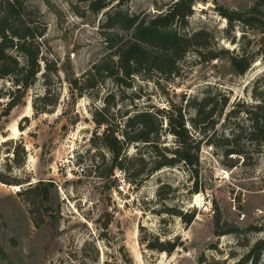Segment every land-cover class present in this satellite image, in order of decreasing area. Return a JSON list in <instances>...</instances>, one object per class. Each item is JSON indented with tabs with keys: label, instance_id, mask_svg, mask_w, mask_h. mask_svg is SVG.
Instances as JSON below:
<instances>
[{
	"label": "rangeland",
	"instance_id": "obj_1",
	"mask_svg": "<svg viewBox=\"0 0 264 264\" xmlns=\"http://www.w3.org/2000/svg\"><path fill=\"white\" fill-rule=\"evenodd\" d=\"M22 1L37 10L46 25L48 50L43 57L57 63L58 78L52 80L51 94L59 100L48 108L49 113H34L31 102L44 91L39 75L24 103L0 117V175L16 183L0 182V264H235L264 239L262 232L244 231L249 225L264 227V145L249 140L245 115L228 116L237 103L253 104L254 91L264 85V41L257 29L240 23L229 27L217 11L219 6L243 10L257 0H196L186 28V32L204 29L213 35L214 51L224 49L228 55L244 53L251 58L243 75L234 72L227 55L203 61L190 51L178 62L176 74L136 76L129 88L107 83L75 102L66 78L81 75L104 55L100 25L104 13L120 0H110L97 14L87 11L86 2L76 0ZM175 1L130 0L119 9L153 15ZM108 90L115 92L122 110L131 105L184 107L187 100L206 93L228 98L209 133L213 144L200 148L197 193L193 192L196 181L183 165L164 168L138 187L129 185L118 170L110 178L97 176L106 174L107 168L97 163L98 152L105 151L90 145L95 132L90 112L102 105ZM185 110L192 114L191 109ZM172 141L170 136L166 140L169 145ZM230 149L239 154L228 153ZM134 153L130 147L128 155ZM13 158L19 159V166ZM36 188L47 190V211L27 194ZM168 208L194 212L193 222L185 225L179 217L162 212ZM215 220L223 228L227 223L242 232L215 235ZM157 239L181 246L170 255L146 247Z\"/></svg>",
	"mask_w": 264,
	"mask_h": 264
},
{
	"label": "trees",
	"instance_id": "obj_2",
	"mask_svg": "<svg viewBox=\"0 0 264 264\" xmlns=\"http://www.w3.org/2000/svg\"><path fill=\"white\" fill-rule=\"evenodd\" d=\"M86 2L87 11L97 14L110 5V0H76ZM118 6L111 7L104 13L100 25L105 44V53L94 61L79 76L66 78L71 99L75 102L88 92L100 91L110 83L117 87L129 88L136 76H149L158 73L169 77L177 72L178 62L190 51L199 59L211 61L227 55L231 68L237 75H243L250 67L251 58L243 54H229L228 50L214 51L211 48L213 35L204 29L186 32L188 18L193 14L196 0H176L165 11L142 16L123 12ZM264 0H257L253 5L230 10L217 7L229 27L240 23L247 29H257L264 41ZM82 16V15H81ZM46 25L41 21L37 10L28 9L22 0H0V117L8 116L11 110L24 103L27 91L36 83L38 76L43 78L42 95L32 100L35 114L49 113V107L57 105L59 96L51 94L53 78H58L57 63L43 57L48 50L45 39ZM41 62L43 66H41ZM253 104L237 103L228 112L236 119L240 114L247 121L244 131L252 143L264 145V85L254 91ZM39 103V105H38ZM101 106H95L90 114L95 125V132L90 145L98 152V162L107 168L106 174L98 172L101 179L110 178L118 170L124 180L138 187L154 173L164 168L185 166L194 178L193 192H198L197 178L199 152L202 145L213 144L209 133L223 115L228 98L222 94L206 93L201 98L187 100L186 114L184 107L171 105L168 108L137 109L131 105L122 110L118 105L115 92L108 90L101 98ZM190 127V129L188 128ZM192 129V131H190ZM237 134L232 135L233 138ZM172 143L167 144L168 137ZM135 149L134 155H128V149ZM230 154H239L235 149ZM14 154L17 155L16 152ZM15 165L20 164L13 158ZM99 165L95 167L98 169ZM99 170V169H98ZM0 182L5 185L16 184L0 175ZM19 185V184H17ZM34 195L39 207L45 208L47 190L36 188L27 193ZM159 198H162L160 192ZM179 217L185 225H190L194 212L183 213L170 208L165 211ZM108 221L104 223L107 227ZM39 226V223H36ZM222 227L215 220L214 234H238L242 230L234 225ZM245 232H262L264 227L249 225ZM181 243L162 242L158 239L148 243L150 250L170 255ZM264 239L254 243L249 251L235 264H264Z\"/></svg>",
	"mask_w": 264,
	"mask_h": 264
},
{
	"label": "bare ground",
	"instance_id": "obj_3",
	"mask_svg": "<svg viewBox=\"0 0 264 264\" xmlns=\"http://www.w3.org/2000/svg\"><path fill=\"white\" fill-rule=\"evenodd\" d=\"M13 129L15 130V132H18L15 126H14V128H13ZM11 188H12L13 190H15V191H16V190L18 189V186H12ZM194 202H195V203H197V202H198V196H197V197H195V201H194ZM195 203H194V204H195Z\"/></svg>",
	"mask_w": 264,
	"mask_h": 264
},
{
	"label": "built area",
	"instance_id": "obj_4",
	"mask_svg": "<svg viewBox=\"0 0 264 264\" xmlns=\"http://www.w3.org/2000/svg\"><path fill=\"white\" fill-rule=\"evenodd\" d=\"M261 221H264V220L261 219Z\"/></svg>",
	"mask_w": 264,
	"mask_h": 264
},
{
	"label": "water",
	"instance_id": "obj_5",
	"mask_svg": "<svg viewBox=\"0 0 264 264\" xmlns=\"http://www.w3.org/2000/svg\"><path fill=\"white\" fill-rule=\"evenodd\" d=\"M207 1H210V0H207Z\"/></svg>",
	"mask_w": 264,
	"mask_h": 264
}]
</instances>
